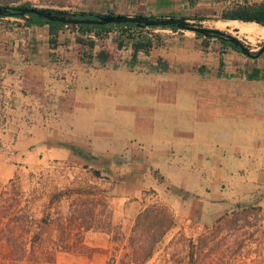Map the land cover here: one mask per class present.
<instances>
[{"label": "crops", "instance_id": "1", "mask_svg": "<svg viewBox=\"0 0 264 264\" xmlns=\"http://www.w3.org/2000/svg\"><path fill=\"white\" fill-rule=\"evenodd\" d=\"M139 7L135 14L174 12L172 0ZM154 31L172 37L140 53L132 70L129 57L116 54L95 67L79 62L86 45L78 31L58 30L51 61L46 24L0 17V187L19 180L29 198V188L47 182L31 209L27 251L48 245L53 264H154L118 259L141 212L169 211L165 244L178 232L200 233L232 201L233 177L264 170V79L243 77L264 73V54L252 58L178 29ZM83 179L103 193L119 240L96 216L87 225L72 216ZM61 231L81 236V246L63 242Z\"/></svg>", "mask_w": 264, "mask_h": 264}, {"label": "rangeland", "instance_id": "2", "mask_svg": "<svg viewBox=\"0 0 264 264\" xmlns=\"http://www.w3.org/2000/svg\"><path fill=\"white\" fill-rule=\"evenodd\" d=\"M24 1H30L39 8L44 7L40 5H53L65 7L64 10L70 11L100 13L109 9L116 14L141 13L140 4L132 5L129 0H0V4L7 2L16 5ZM244 1L261 0H196L193 6L189 5L188 0H172L173 15L190 19L202 17L196 21L212 28H218L219 22H223L225 25L219 29L239 38L249 49L255 50L264 38H250L246 33L239 31L237 23L234 22L237 20L224 21L220 18L222 10ZM154 32L160 37H166L167 34L172 37L171 33ZM184 32L195 34L189 30L181 31L179 34ZM206 39L212 44L219 43L214 37ZM129 55V52L124 51L121 57L126 60ZM256 88L257 93H260L258 89L261 87L257 85ZM82 181L81 188H78L81 192L75 197L72 216L80 217L85 225L93 223L96 216V223L103 224V227L107 226V229L112 228L113 238L119 240L117 227L108 221L109 209L107 204L102 205L103 193L101 194L98 185L89 183L86 179ZM231 181L232 187L229 186L228 189L231 191L232 201L224 205L219 218L200 233H175L167 244L163 241L166 236L164 238L162 235L154 244L149 257L154 259V264H264V170L239 172ZM46 184L29 188L31 194L29 198L27 195L25 197L26 186L19 180L0 187V264H53V251L48 245L44 244L42 247L36 245V248L27 251L28 227L32 225L30 222H34L29 216L31 209L37 210L39 203L34 201L40 199ZM155 207L159 208L153 209L146 217L140 216L135 219L131 233L126 239L124 251L118 258L119 262H139L135 260L144 255L154 236L161 230L157 221L166 224L169 211L162 213L159 210L162 206ZM70 238L73 243H77V247L81 246V236L69 235L66 238L68 242ZM126 253L129 257L125 256ZM114 258L112 256L110 261Z\"/></svg>", "mask_w": 264, "mask_h": 264}, {"label": "trees", "instance_id": "3", "mask_svg": "<svg viewBox=\"0 0 264 264\" xmlns=\"http://www.w3.org/2000/svg\"><path fill=\"white\" fill-rule=\"evenodd\" d=\"M145 0H129L130 4H142ZM196 0H188L189 5L193 6ZM0 5L12 9V11L0 14L2 16H15L20 17L19 13L15 12L14 7L16 6H28L34 7V5L30 1H24L16 5H10L7 2L1 3ZM43 8V7H41ZM46 10H50L52 12H64L68 15L75 16H83V17H94L95 15H113L116 14L112 10H105L104 12H93V11H70V10H59L54 8H45ZM135 15V14H134ZM154 16V15H150ZM174 16V15H172ZM181 18H188L185 16H180ZM221 19H231V20H240L244 22H256L259 25L264 26V0L255 1V2H238L232 5L229 8L222 10ZM195 20H201L202 17L193 18ZM26 24H46L48 27V43L50 50V60L53 61L56 58L54 54V49L58 45L57 33L58 30L62 27H68L70 29H74L78 31L80 34L85 36V40L83 39L81 43L86 47L81 51L79 55V62L81 65L89 66L93 65V60L96 61L95 67H105L107 66V62L109 58L116 54V61L120 59V55L118 54V50L129 47L130 55L126 60V66L128 69L132 70L134 68V64L137 62L138 55L140 53L149 54L150 50L153 48H157L162 45V38L154 32L155 28H169L172 30H177L176 26H166V27H157V26H145L142 24H136L131 22L124 23H108V24H79V25H65L63 23L57 21H48L43 17H38L36 15H31L30 18L25 22ZM198 36L203 37L199 33H195ZM214 37L221 43L223 47H229L230 49L240 52V49L234 46L227 39H224L218 35H212L208 38ZM204 38V37H203ZM95 45L98 46V50L96 53L92 52V47ZM158 68L161 70L166 69V66L159 60ZM114 67L118 66V62L113 64ZM222 62L220 63L217 75L220 74ZM204 68L200 67L199 72L203 73ZM248 80H258L264 79V73H260L259 69H253L251 72L244 74L243 76ZM94 174L97 175L98 172L94 171ZM74 192H81L78 188L73 189ZM58 194H55L57 197ZM159 207H149L141 212L136 219L140 216H148L153 209ZM162 213H166L167 209L162 207L159 209ZM165 215V214H164ZM42 221H46L43 218ZM72 221V220H71ZM172 219L170 215H167L166 224L158 220L157 224L161 228L160 232L156 234L151 242V245L148 247V250L145 251L144 255L140 259H136L135 261H144L148 259L153 251L154 244L161 238L166 228L172 224ZM70 234L66 232V236L68 237ZM67 237H65V231H61L60 239L64 242L67 241ZM69 244H64L63 247H69ZM127 255V256H126ZM126 257H129V254H125ZM122 263V261H121Z\"/></svg>", "mask_w": 264, "mask_h": 264}, {"label": "water", "instance_id": "4", "mask_svg": "<svg viewBox=\"0 0 264 264\" xmlns=\"http://www.w3.org/2000/svg\"><path fill=\"white\" fill-rule=\"evenodd\" d=\"M15 12L19 13L20 18L23 22H26L31 15H36L38 17H43L48 21H57L65 25H79V24H108V23H124L131 22L136 24H142L145 26H157V27H166V26H176L178 30H189L194 33L201 34L204 38H208L212 35H218L224 39H227L234 46L240 49V52L246 56L256 58L264 53V41L261 45L255 49H249L239 38L224 32L222 29L217 27H206L203 26L200 22H197L195 19L190 18H181L176 16H150L145 14H113V15H95L94 17H83L68 15L64 12H52L44 8L39 7H28V6H16L14 7ZM12 11L7 7L0 5V14ZM224 21H233L231 19H222ZM240 21V20H237ZM244 22V21H240ZM258 24L256 22H253ZM259 25V24H258ZM264 27L263 25H260Z\"/></svg>", "mask_w": 264, "mask_h": 264}, {"label": "bare ground", "instance_id": "5", "mask_svg": "<svg viewBox=\"0 0 264 264\" xmlns=\"http://www.w3.org/2000/svg\"><path fill=\"white\" fill-rule=\"evenodd\" d=\"M234 22L237 23L239 31L242 33H246L250 38L253 37L264 38V27L255 24L253 22H237V21ZM218 25H219L218 28H221V26H224L225 23L219 22Z\"/></svg>", "mask_w": 264, "mask_h": 264}]
</instances>
